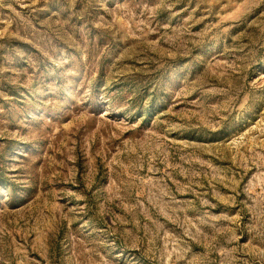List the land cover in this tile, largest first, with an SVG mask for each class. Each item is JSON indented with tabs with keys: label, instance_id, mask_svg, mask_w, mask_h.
<instances>
[{
	"label": "rangeland",
	"instance_id": "obj_1",
	"mask_svg": "<svg viewBox=\"0 0 264 264\" xmlns=\"http://www.w3.org/2000/svg\"><path fill=\"white\" fill-rule=\"evenodd\" d=\"M0 264H264V0H0Z\"/></svg>",
	"mask_w": 264,
	"mask_h": 264
}]
</instances>
